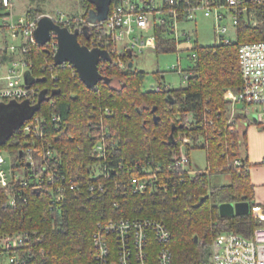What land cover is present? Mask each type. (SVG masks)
Instances as JSON below:
<instances>
[{
    "label": "trees",
    "instance_id": "trees-1",
    "mask_svg": "<svg viewBox=\"0 0 264 264\" xmlns=\"http://www.w3.org/2000/svg\"><path fill=\"white\" fill-rule=\"evenodd\" d=\"M29 1L36 5H30L28 12H44L41 0ZM116 2L111 1L109 10ZM82 4L85 7L82 15L94 19L96 3L83 0ZM164 30L162 26L155 28L157 53L177 50L176 40ZM84 36L78 35L81 43ZM258 40H264V26H250L241 20L236 40L194 45V55L184 68L188 73L185 85L167 91L143 88L146 72L119 67L113 53L108 65L103 66V61L98 65L107 79L88 88L76 71L54 64L44 45L41 50L32 49L31 75L34 84L44 92L35 113L49 118L44 137L34 139L37 145L55 146L62 156L59 167L67 175H87L90 164L97 160L92 155L93 145L103 133L108 146L106 161L116 167L121 162L122 167H117L114 177L107 179L104 191L68 190L60 202L52 205L48 187L44 185L39 191L32 188L29 165L14 162L9 170L13 174L10 184L14 186L17 204L11 206L8 191L0 187V235L27 229L43 233L40 245L44 251L37 255L34 264H76L90 260L96 223L110 218L151 217L164 222L171 232L168 245L173 264H210V244L223 232L252 236L253 228L259 224L252 209L264 204L255 200V185L244 152L246 132L236 128L242 114L237 113L229 122L230 102L225 92L241 88L239 44ZM153 74L162 84L161 71ZM113 79L118 86L111 84ZM188 112L194 120L187 129L177 118ZM53 113L61 116L59 127L50 118ZM231 126L234 132L230 131ZM20 128L21 124L0 141V149L16 150L18 143L14 139L23 138ZM182 131L193 140L187 146L188 154L191 148L205 149L206 169L181 175L168 166L179 148L178 132ZM240 157L242 164L233 166L234 159ZM147 162L161 165L162 176L172 175L168 186L133 192L129 179L139 174ZM19 167L24 170L26 184L20 183L19 178L14 180ZM214 173H228L230 181L212 184ZM240 201L248 203L247 213L220 214V203Z\"/></svg>",
    "mask_w": 264,
    "mask_h": 264
},
{
    "label": "built area",
    "instance_id": "built-area-1",
    "mask_svg": "<svg viewBox=\"0 0 264 264\" xmlns=\"http://www.w3.org/2000/svg\"><path fill=\"white\" fill-rule=\"evenodd\" d=\"M200 14L213 18L214 44L228 43L232 41L227 36L229 22L236 29V36L241 20L250 26H264V0H117L105 19L94 22L87 17L69 16L60 10L52 14H33L27 9L16 12L13 0H0V103L21 100L34 105L43 92L33 80L29 83L25 80L26 73L32 78V49L41 50L44 45L52 57L57 49L54 32L43 45L35 39L34 30L43 15L68 27L70 31L78 29L79 34L87 27L88 34L84 36L83 44L88 48L106 49L109 55L116 54L117 65L126 69L131 57L135 53H142L148 46L150 36L155 44L156 27H164L165 34L176 40L178 48L181 41L190 40L185 31L179 33L178 24L186 20L195 21ZM193 55L194 52L188 58L191 59ZM238 56L241 88L237 92L227 89L225 96L230 102L229 122L234 120L233 116L237 113L242 114L241 120L236 121V128L240 130L241 125L248 122L264 125V40L240 43ZM101 61L103 66L109 63L106 59ZM59 65L71 68L74 73L76 71L70 62ZM178 72L181 73V70ZM182 73L186 81L188 73L185 70ZM170 87V84L163 82L153 89L167 91ZM50 118L59 127L60 114L53 113ZM183 118L181 124L188 129L194 116L190 114ZM48 121L45 114L34 111L21 123L23 138L14 139L18 143L16 150L0 149V187L8 191L11 206L17 204L14 186L10 184L13 174L9 167L14 162L29 165L28 180L32 181V188L39 191L44 185L48 187L52 193V205L60 202L68 190L87 188L91 192L104 191L107 179L114 177L117 167H122L121 162L116 167L106 161L108 146L102 133L93 145L92 155L97 160L90 164L87 175H67L59 167L62 156L56 147L51 143L42 147L34 140L44 137ZM233 130L231 126L230 131ZM178 140L179 148L168 166L181 175L200 171L198 167H191L187 153V146L193 144L191 136L182 131ZM242 159L235 158L233 166L241 165ZM161 168V165L152 166L149 162L142 165L139 174L131 175L130 189L143 193L168 186L172 175L162 176ZM18 178L20 183L26 184L22 167L14 174V180ZM252 213L259 222L253 228L252 236L235 232L219 234L210 244V264H264V208L255 206ZM170 236L167 225L151 217L98 220L92 234V258L76 264H173L168 245ZM43 237V233L36 229L1 234L0 264H34L37 255L44 251L40 245Z\"/></svg>",
    "mask_w": 264,
    "mask_h": 264
},
{
    "label": "rangeland",
    "instance_id": "rangeland-1",
    "mask_svg": "<svg viewBox=\"0 0 264 264\" xmlns=\"http://www.w3.org/2000/svg\"><path fill=\"white\" fill-rule=\"evenodd\" d=\"M15 11H21L28 9V7L36 5L29 0H13ZM83 0H41L40 4L44 9L43 13L38 14H52L57 10L68 14L73 17H85L82 15L85 12L83 6ZM78 13V15H74ZM179 33L185 31L190 36L189 41H181L177 50L172 52L157 53L155 44L152 42L153 38L150 36V43L142 51V53H135L131 57L132 69H138L146 72V78L143 88L153 89L154 86L160 83L156 80L153 72L156 70L161 71L164 75L165 84H170L171 87H178L185 85V80L182 77L184 68L190 64L189 55L193 53L192 47L196 44L199 45H211L216 42V37L213 28V18L204 17L199 15L196 20L181 22L178 24ZM228 37L234 41L236 40V29L229 22ZM181 37V36H180ZM175 66V67H172ZM181 70V73L178 72ZM111 84L118 86L116 79L111 81ZM24 109L19 108V105L15 101L6 102L2 108H0V140L8 137L12 128L16 127L21 120L28 115L30 108L26 103ZM239 106V105H238ZM192 114L191 112L182 114L183 117ZM193 115V114H192ZM181 116V115H180ZM181 116L177 119L181 122L184 118ZM254 118V115L252 116ZM180 135V132H178ZM182 133V132H181ZM192 166L194 168L206 169V151L204 148H191L189 151ZM212 184H223L230 181V175L228 173H214L211 175Z\"/></svg>",
    "mask_w": 264,
    "mask_h": 264
},
{
    "label": "water",
    "instance_id": "water-1",
    "mask_svg": "<svg viewBox=\"0 0 264 264\" xmlns=\"http://www.w3.org/2000/svg\"><path fill=\"white\" fill-rule=\"evenodd\" d=\"M96 3V11L94 14V19L88 18L91 22L103 20L107 17L109 6L112 0H92ZM52 32L56 35L57 49L53 55L54 64L59 65L63 62H70L76 68L77 74L88 88L95 86L99 80H106L107 76L103 75L99 71V61L100 59L110 60V55L106 49H101L98 47L88 48L87 45L81 43L78 39L79 30L74 29L70 31L68 27L61 26L55 23L49 16L43 15L39 18L37 27L34 30V36L36 41L43 45L48 39L51 38ZM83 34L87 36V27L83 29ZM129 67H132V61L128 63ZM25 80L27 83L33 79L26 73ZM39 81L44 80V78H39ZM44 94V92H42ZM42 94L39 96L38 102L34 105H29L26 103L30 111L21 122L16 125L18 127L25 118L29 117L39 106V102L43 99ZM18 103V102H17ZM23 103H18L20 110L25 108ZM5 103H0V108L3 107ZM157 119V117L155 118ZM182 126V125H180ZM15 128V127H14ZM12 128V130L14 129ZM175 125L172 126V130ZM11 130V132H12ZM10 132V133H11ZM9 136V135H8ZM8 138V137H6ZM6 138L0 140L4 141ZM172 138V134H171ZM172 142L175 140L172 138ZM249 211V205L245 201L240 202H223L219 204V212L223 215L230 214H243Z\"/></svg>",
    "mask_w": 264,
    "mask_h": 264
},
{
    "label": "crops",
    "instance_id": "crops-1",
    "mask_svg": "<svg viewBox=\"0 0 264 264\" xmlns=\"http://www.w3.org/2000/svg\"><path fill=\"white\" fill-rule=\"evenodd\" d=\"M240 129L246 132L244 152L250 178L255 185V200L264 204V125L248 122L241 125Z\"/></svg>",
    "mask_w": 264,
    "mask_h": 264
}]
</instances>
